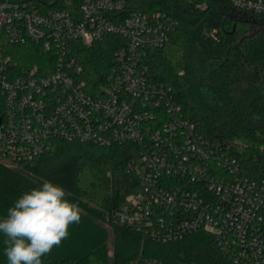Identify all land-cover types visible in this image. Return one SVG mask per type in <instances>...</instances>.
Segmentation results:
<instances>
[{"label":"built area","instance_id":"obj_1","mask_svg":"<svg viewBox=\"0 0 264 264\" xmlns=\"http://www.w3.org/2000/svg\"><path fill=\"white\" fill-rule=\"evenodd\" d=\"M264 16V0H225ZM141 0H0V160L26 164L56 142L130 146L126 172L140 186L116 213L120 226L167 244L203 232L235 264H264V182L242 175L231 146L205 137L171 89L149 78L151 51L178 23ZM115 51L93 78L84 51ZM38 45L42 65L20 66L6 45ZM131 264H164L140 254Z\"/></svg>","mask_w":264,"mask_h":264},{"label":"trees","instance_id":"obj_2","mask_svg":"<svg viewBox=\"0 0 264 264\" xmlns=\"http://www.w3.org/2000/svg\"><path fill=\"white\" fill-rule=\"evenodd\" d=\"M140 9L163 12L177 23L170 42L149 54V78L169 88L197 130L231 146L242 175L264 182V16L236 10L225 0H141ZM115 48L102 42L84 51L86 71L99 80ZM20 66L42 65L38 45H6ZM130 146L102 147L56 142L26 164L0 160V218L25 191L52 181L81 209L68 239L43 264H131L140 254L164 264H235L200 232L161 244L120 226L116 213L139 186L126 172ZM113 255L110 254V232ZM0 234V264H7Z\"/></svg>","mask_w":264,"mask_h":264},{"label":"clouds","instance_id":"obj_3","mask_svg":"<svg viewBox=\"0 0 264 264\" xmlns=\"http://www.w3.org/2000/svg\"><path fill=\"white\" fill-rule=\"evenodd\" d=\"M59 184L45 180L25 191L0 218L7 264H43V257L68 239L81 221V209Z\"/></svg>","mask_w":264,"mask_h":264},{"label":"rangeland","instance_id":"obj_4","mask_svg":"<svg viewBox=\"0 0 264 264\" xmlns=\"http://www.w3.org/2000/svg\"><path fill=\"white\" fill-rule=\"evenodd\" d=\"M106 228H108L109 232H110V240H109L110 254L113 255V247H112L113 233H112V230L109 227L106 226Z\"/></svg>","mask_w":264,"mask_h":264}]
</instances>
